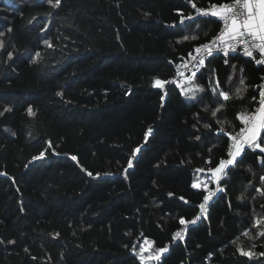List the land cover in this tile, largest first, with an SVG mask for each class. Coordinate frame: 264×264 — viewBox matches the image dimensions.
Returning <instances> with one entry per match:
<instances>
[{
  "label": "trees",
  "instance_id": "trees-1",
  "mask_svg": "<svg viewBox=\"0 0 264 264\" xmlns=\"http://www.w3.org/2000/svg\"><path fill=\"white\" fill-rule=\"evenodd\" d=\"M228 1L0 0V264H264V153L210 171L257 109L264 66L214 54L169 82L221 26L191 4Z\"/></svg>",
  "mask_w": 264,
  "mask_h": 264
},
{
  "label": "snow or ice",
  "instance_id": "snow-or-ice-1",
  "mask_svg": "<svg viewBox=\"0 0 264 264\" xmlns=\"http://www.w3.org/2000/svg\"><path fill=\"white\" fill-rule=\"evenodd\" d=\"M47 2L53 7H58L60 0H47ZM191 7L194 9L196 8L195 4H191ZM196 10L198 13H202L204 15L209 14L203 9ZM209 12L211 15L222 20L223 31L209 43L202 44L195 48L196 53H200L203 50L206 55L210 56L214 50L218 49L222 51L225 56H227L229 54V50L236 51V48L239 45H243L242 51L244 55L255 59L254 52H258L261 59L256 60L255 62L257 64L264 63V0H234V3L232 4H225L222 2L220 5L214 6L213 9H210ZM184 19L186 18L181 17L180 23H183ZM187 19H192V17L189 16ZM9 31H11V29H9ZM0 36H3V33H0ZM183 39L188 40L189 37L185 36ZM191 39H197V37L193 36ZM45 43L49 42L45 41ZM0 46H2V41H0ZM7 55L9 59H11L12 54L9 52ZM37 55L39 54L37 53ZM193 59H195V57H193ZM224 62L226 64L228 63L227 60ZM203 63V58H200L197 61V66L203 65ZM193 76H195V72H193ZM241 83H243V81H241ZM155 85L157 87L163 88L164 82H161L157 79L155 81ZM182 91L192 97H195L197 91H203V89L199 88V86H196L195 88L182 89ZM212 91L216 92L217 89L213 88ZM243 92L244 89L238 88L235 95L240 97L243 95ZM58 95H62V93H58ZM220 95L225 101L229 99L228 94L225 92H220ZM260 97L261 98L258 102L259 107L251 114V116H246L244 113L238 115V119L243 123L244 126L240 128L239 133L236 135L229 134L232 140V145L230 146L229 152L227 153L229 159H221L214 169H210V171L213 173V179H217L215 174L221 173L226 167L234 165L235 158L243 151L244 145L250 144L252 149H260L261 152L264 153V147H262L264 138L261 140L257 139L259 130L264 129V91L260 92ZM222 108H224L223 103L219 104V106L212 111V116L215 117L216 113ZM10 111L11 108L9 107L4 109V112ZM27 111L29 115H34L31 107H29ZM205 111H207V108H205ZM2 115H4V113L0 112V116ZM217 123H220V131L223 132V123L220 121H217ZM204 127L209 128L210 125L205 124ZM149 132H151V129H149ZM197 139H199V137H197ZM136 151H139V149H136ZM73 159H75V157H73ZM131 166V161H129V167ZM88 175H91V173H88ZM261 179L264 180V177H261ZM193 187H200V185L194 184ZM205 187H207V185H205ZM217 191H223V189H219L217 187ZM258 191H264V189H260ZM215 195L216 191H209V193L204 196L203 203L199 205L201 213H203L204 205L209 201L210 197ZM239 199H244L243 194L239 197ZM199 218V216L196 217L197 220ZM191 223H195V220ZM180 224H186L185 220L181 219ZM261 224H264V220L257 219L256 226L259 227ZM260 234L264 235V229H262ZM175 237L183 238V232L177 231L174 234V238ZM10 243H14V241H10ZM166 250V248H160L157 249V252L163 253ZM143 251L144 250H141V252L138 253L139 259L141 261L153 259L151 255L145 257L143 255ZM240 251L245 256L251 257L254 255V253L251 251L246 252L242 248ZM260 255H264V253H261Z\"/></svg>",
  "mask_w": 264,
  "mask_h": 264
},
{
  "label": "built area",
  "instance_id": "built-area-1",
  "mask_svg": "<svg viewBox=\"0 0 264 264\" xmlns=\"http://www.w3.org/2000/svg\"><path fill=\"white\" fill-rule=\"evenodd\" d=\"M224 3H225V4H232V3H234V0H231V1H228V2H224ZM218 5H220V4H213V5L208 6V7H197V6H196L194 16H197V15L210 16L211 13L209 12V10H210V9H213L214 6H218ZM196 9H203L205 12H208L209 14L204 15V14H202V13H198ZM212 16H213V15H212ZM216 18H217V17H216ZM218 19H219V18H218ZM219 20H220V22H221V26H220V28H219V31H218V32H217V33H216L211 39H209V40H207V41H205V42H202V43H200V44L195 45L193 51L190 53L191 55L189 54V55L185 56L184 58H182V59H180V60H178V61H176V62H173V65H174V74H173V76L169 79V82H174V81H176L177 78H178L179 76L186 75V74H192L193 72H195V73L199 72L200 69H201V67L205 64L206 60H207L210 56H212V55H214V54H222V55H224L223 52L220 51V50H218V49H217V50H214L213 53H212V55H210V56H209V55H206V54L203 52V50H202L200 53H196V52H195V48L199 47V46L202 45V44L209 43L210 41H212L214 38H216V37H217V36L223 31V23H222V20H221V19H219ZM242 49H243V45H239V46L236 48V51L229 50V54H228L227 56H229L230 54H236V53L241 54V55H243V56H246V55L243 54ZM224 56H225V55H224ZM227 56H225V57H227ZM254 56H255V59H253L252 57H248V56H246V57L250 58V59L253 60L254 62H255L256 60L261 59V57H260V55H259L258 52H254ZM193 57H195V59H193ZM200 58H203L204 63H203V65L197 66V61H198ZM255 63H256V62H255ZM256 64H257V63H256ZM259 65L264 66V63H260ZM258 88H259L260 92H261V91H264V76H263L262 80L259 82V84H258ZM260 98H261V97H260V93H259L258 101L260 100ZM258 106H259V104H258ZM257 108H258V107H257ZM250 116H251V115H250ZM238 133H239V132H238ZM236 134H237V133H235V134H233V135H236ZM231 145H232V140L229 142V145H228V152H229V149H230V146H231ZM246 146H251V145H250V144H246V145H244L243 148H245ZM224 159H225V160H226V159H229V156L227 155V157L224 158ZM226 168H227V167H226ZM226 168L223 169L221 173H219V177H220L222 174L225 173ZM215 190H216V189H214L213 191H215ZM205 207H206V204L204 205L203 213L205 212ZM201 214H202V213H201V211H200V215H201ZM200 215H199V217H200ZM197 217H198V216H197ZM193 220H196V217H194ZM178 231L183 232V235H184L185 228H181V229H179ZM175 233H176V232H175ZM175 238H176V237H175Z\"/></svg>",
  "mask_w": 264,
  "mask_h": 264
},
{
  "label": "crops",
  "instance_id": "crops-1",
  "mask_svg": "<svg viewBox=\"0 0 264 264\" xmlns=\"http://www.w3.org/2000/svg\"><path fill=\"white\" fill-rule=\"evenodd\" d=\"M259 107V106H258ZM262 129L259 130L258 134H257V139L259 140V137H260V133H261ZM216 177L218 178L219 177V173L215 174ZM217 180V179H216Z\"/></svg>",
  "mask_w": 264,
  "mask_h": 264
},
{
  "label": "rangeland",
  "instance_id": "rangeland-1",
  "mask_svg": "<svg viewBox=\"0 0 264 264\" xmlns=\"http://www.w3.org/2000/svg\"><path fill=\"white\" fill-rule=\"evenodd\" d=\"M156 80H157V79H156ZM156 80H155V81H156ZM158 80H159V79H158ZM155 81H154V84H155ZM160 81H161V80H160ZM161 82H162V81H161Z\"/></svg>",
  "mask_w": 264,
  "mask_h": 264
}]
</instances>
